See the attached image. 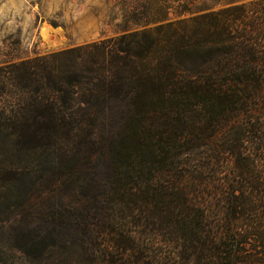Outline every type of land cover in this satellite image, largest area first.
I'll return each mask as SVG.
<instances>
[{
  "label": "trees",
  "instance_id": "16d2710c",
  "mask_svg": "<svg viewBox=\"0 0 264 264\" xmlns=\"http://www.w3.org/2000/svg\"><path fill=\"white\" fill-rule=\"evenodd\" d=\"M102 4L113 36L0 68L13 253L264 264V0Z\"/></svg>",
  "mask_w": 264,
  "mask_h": 264
},
{
  "label": "rangeland",
  "instance_id": "374dc122",
  "mask_svg": "<svg viewBox=\"0 0 264 264\" xmlns=\"http://www.w3.org/2000/svg\"><path fill=\"white\" fill-rule=\"evenodd\" d=\"M102 1L0 0V68L113 36L98 13ZM14 226L0 217V264H38L13 253Z\"/></svg>",
  "mask_w": 264,
  "mask_h": 264
}]
</instances>
